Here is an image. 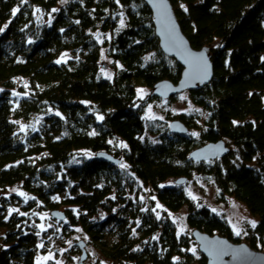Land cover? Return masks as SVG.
Listing matches in <instances>:
<instances>
[{"label": "trees", "instance_id": "obj_1", "mask_svg": "<svg viewBox=\"0 0 264 264\" xmlns=\"http://www.w3.org/2000/svg\"><path fill=\"white\" fill-rule=\"evenodd\" d=\"M60 1L0 0V27L7 24L0 33V194L20 186L29 196L19 208L26 215H7L0 208L6 246L0 264L36 263V221L28 216L32 209L50 216L63 213L64 220L51 217L61 233L79 226L113 264H206L202 255L192 260L190 237L177 236L171 220H156L149 211L112 217L116 238L104 241L103 224L94 218L113 192H123V162L167 211L188 208L190 230L241 244L222 215L194 204L175 183L195 173L212 179L222 201L233 198L257 219L246 245L259 252L264 235L261 164L257 169L228 163L230 153L196 162L188 154L219 140L234 146L243 163L259 159L264 151V0H169L191 48H208L213 66L209 84L187 91L206 114L202 126L194 114L170 119L186 126L185 135L172 134L161 122L147 128L136 105L138 87L148 88L150 99L158 100L153 86L177 84L183 70L161 52L146 2L69 0L50 22L36 21L37 10L50 13ZM122 14L126 25L117 30ZM107 31L114 33L107 55L121 65L111 80L100 76L101 46L94 36ZM41 114L42 127L25 137L20 124ZM148 129L154 141L145 136ZM83 151L94 155L75 157ZM100 152L120 164L100 161ZM168 181L174 185L167 186ZM129 220L137 221V227L128 226ZM132 227L141 234L139 244Z\"/></svg>", "mask_w": 264, "mask_h": 264}, {"label": "rangeland", "instance_id": "obj_2", "mask_svg": "<svg viewBox=\"0 0 264 264\" xmlns=\"http://www.w3.org/2000/svg\"><path fill=\"white\" fill-rule=\"evenodd\" d=\"M68 1L69 0H66V2H62L61 0L58 6L53 10L56 11ZM53 10L50 13H44L43 11L37 10V12L35 13L36 21L38 23L50 22L52 18L51 15L53 12H55ZM121 19H123L124 21L123 26H121ZM125 25L126 20L124 18V15L122 14L118 22L117 30L123 29ZM94 36L101 46L100 61L102 66H100L99 69L100 76L102 78L111 80L113 79L115 73L119 69H121L120 63L107 55V49L112 41L114 33L110 31H107L105 33L96 32ZM150 94L151 91L146 87L140 86L137 88L138 102L136 105L140 106L142 109V117L146 122L147 128H149L150 125L154 122L159 124L160 122L166 123V125L168 126L171 122V118H176L183 114H194L196 116V124H198V126H202L206 114L202 109L192 103L187 91L179 94L176 99L174 98L167 100H151ZM42 122V114L33 116L29 121L22 122L20 124V129L26 137L28 136V133L38 131L42 127ZM190 135L197 137L198 132L192 131L190 132ZM145 136L150 140H155L154 137L149 136V129L146 130ZM226 145L229 150H231V155L227 156L226 158V161L228 163L237 166L244 164L246 166L255 167L257 169L260 168V163L261 170L264 171V151L261 153V159L256 158L250 163H243L238 154V150L228 142H226ZM120 146L123 147V145ZM93 155L94 154L91 152L83 151L76 153L75 157L78 159L81 158L82 160H88L92 158ZM122 164L127 166L126 168H121L126 171V182H124L123 192H121V194H116L113 192L107 198L109 200H106L103 204V207L99 209V214L97 215V217L94 218L95 221H99V223L103 224L104 241H106L107 243H111L114 242L116 238V228L114 227V223L112 222L114 220L112 219V217L123 218V214L126 215V213L128 212H133V210L135 209H140L142 212L149 211L151 214H153V217L156 220L168 218L174 223L177 236L187 235L188 237H190L191 241L188 252H190L192 260H194L195 262L198 261L201 254L198 250V244L192 238V230L188 228L186 221L188 208L183 207L176 213L167 211L162 206V204L158 203L151 190L147 186H144L130 173L128 165L124 162ZM166 185L172 186L174 184L172 181H168ZM182 190L194 204L200 207L205 206L212 212L222 215L227 220L232 228L234 235L239 238L241 243H247V238L252 235L255 228L249 223V221H254L256 226L257 219L249 214L247 209L233 198L227 197L225 201H222L220 199V191L212 179L195 173L182 185ZM12 196H14V198ZM28 197L29 196H27V194L22 191L20 186L12 187L1 192L0 208H3L7 215L13 213H17L18 215H20L22 213V211L19 210V208L22 206L21 202L27 201L29 199ZM157 204H159L161 207H157ZM10 209H18V211L9 213ZM152 209H155V211H152ZM133 213H131L130 215H132ZM157 215H159V218H157ZM28 216L29 218H32L34 221H36L34 229L37 233H39L37 234L38 250L36 254L37 259L35 264H78L81 253L76 246V243L79 241H83L86 244L84 248L87 253V259L85 260L84 264H113L105 259L97 251V249L88 242L86 235L79 226L74 227L63 234L60 231V224L51 218L49 211H39L37 209L33 211L32 209L31 213L28 214ZM128 223V226L136 224L135 227H137L138 224L137 221L132 222V220H129ZM41 224L44 225V229L46 230H41V228L39 227V225ZM49 225H51V227H49ZM135 227L131 228V234L134 240H138L137 244H139L141 234L136 231ZM237 231H239L241 234L237 235ZM158 234L159 233L157 232L156 235ZM3 238V232L0 230V252L6 249L5 244H3ZM155 239H157V237L153 236L152 240ZM142 241L146 242L147 240L143 239ZM258 247L261 248V250L259 251L260 253L261 251L264 252V235L261 236V246L260 243H258ZM49 256L51 257V259H45Z\"/></svg>", "mask_w": 264, "mask_h": 264}, {"label": "water", "instance_id": "obj_3", "mask_svg": "<svg viewBox=\"0 0 264 264\" xmlns=\"http://www.w3.org/2000/svg\"><path fill=\"white\" fill-rule=\"evenodd\" d=\"M152 13L155 36L159 41L161 52L174 59L182 68L177 84L170 81H160L152 88L155 98L167 100L182 92H190L210 83L213 78V66L208 48L194 50L181 32L179 23L169 0H144ZM172 134L185 135L186 126L180 120H173L168 125ZM230 153L226 143L219 140L194 149L188 154L190 160L206 162L220 160ZM100 161L120 164L107 153H99ZM185 178L176 180L177 185H183ZM51 217L64 220V214L51 212ZM192 238L198 244V250L206 259V264H264V253L253 251L246 244H234L218 235H207L197 230L192 231ZM81 251L78 264H84L87 259L85 243H77Z\"/></svg>", "mask_w": 264, "mask_h": 264}, {"label": "snow or ice", "instance_id": "obj_4", "mask_svg": "<svg viewBox=\"0 0 264 264\" xmlns=\"http://www.w3.org/2000/svg\"><path fill=\"white\" fill-rule=\"evenodd\" d=\"M62 2H66V0H62ZM182 7H183V5H182ZM186 10V9H185ZM18 11V9H14L13 10V15H15V13ZM53 11H55V10H53ZM123 24H124V21H123V19H121V26H123ZM7 28V24H5L3 27H0V33H2L5 29ZM146 59H148V58H146ZM59 62V61H58ZM57 115H59L58 113H57ZM98 119H103V117H98ZM92 134H95V133H92ZM195 135V134H194ZM127 166L126 165H124V164H121V168H126ZM54 199H57L56 197H54ZM153 199H154V197H153ZM157 207H161L159 204H157ZM142 210H146V209H142ZM16 211H18V209H10L9 210V213H11V212H16ZM152 211H155V209H152ZM21 215H26L25 213H21ZM157 218H159V215H157ZM249 223L253 226V227H255V222L254 221H249ZM39 227L41 228V230H46V229H44V225H39ZM49 227H51V225H49ZM77 231H79V230H77ZM134 231V230H133ZM37 234H39V233H37ZM236 234L237 235H240L241 233L239 232V231H237L236 232ZM69 243H71V242H69ZM45 259H51V257L49 256V257H46Z\"/></svg>", "mask_w": 264, "mask_h": 264}, {"label": "flooded vegetation", "instance_id": "obj_5", "mask_svg": "<svg viewBox=\"0 0 264 264\" xmlns=\"http://www.w3.org/2000/svg\"><path fill=\"white\" fill-rule=\"evenodd\" d=\"M229 155H231V150H230V154H229ZM229 155H228V156H229ZM261 253H264V252L261 251ZM200 254H201V253H200Z\"/></svg>", "mask_w": 264, "mask_h": 264}]
</instances>
